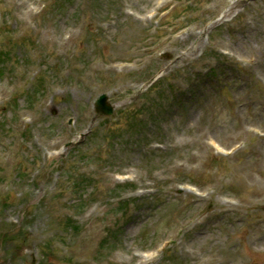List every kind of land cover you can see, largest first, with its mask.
<instances>
[{
  "label": "rangeland",
  "instance_id": "1",
  "mask_svg": "<svg viewBox=\"0 0 264 264\" xmlns=\"http://www.w3.org/2000/svg\"><path fill=\"white\" fill-rule=\"evenodd\" d=\"M0 264H264V0H0Z\"/></svg>",
  "mask_w": 264,
  "mask_h": 264
},
{
  "label": "water",
  "instance_id": "2",
  "mask_svg": "<svg viewBox=\"0 0 264 264\" xmlns=\"http://www.w3.org/2000/svg\"><path fill=\"white\" fill-rule=\"evenodd\" d=\"M106 95H101L96 103V109L102 113L109 114L112 107L106 102Z\"/></svg>",
  "mask_w": 264,
  "mask_h": 264
}]
</instances>
